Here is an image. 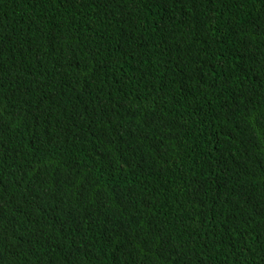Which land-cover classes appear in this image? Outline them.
Returning a JSON list of instances; mask_svg holds the SVG:
<instances>
[{
    "label": "trees",
    "instance_id": "obj_1",
    "mask_svg": "<svg viewBox=\"0 0 264 264\" xmlns=\"http://www.w3.org/2000/svg\"><path fill=\"white\" fill-rule=\"evenodd\" d=\"M0 264H264V0H0Z\"/></svg>",
    "mask_w": 264,
    "mask_h": 264
}]
</instances>
